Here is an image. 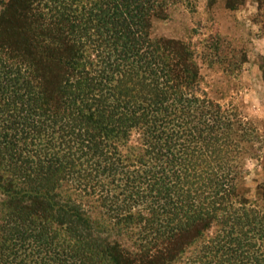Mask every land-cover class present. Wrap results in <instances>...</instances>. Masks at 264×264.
Returning a JSON list of instances; mask_svg holds the SVG:
<instances>
[{
    "label": "trees",
    "instance_id": "16d2710c",
    "mask_svg": "<svg viewBox=\"0 0 264 264\" xmlns=\"http://www.w3.org/2000/svg\"><path fill=\"white\" fill-rule=\"evenodd\" d=\"M45 1L0 0V264H178L195 246V264H245L259 253L263 223L233 186L226 113L194 96L187 46L150 40L156 0ZM141 223L162 225L130 248L120 234Z\"/></svg>",
    "mask_w": 264,
    "mask_h": 264
},
{
    "label": "rangeland",
    "instance_id": "374dc122",
    "mask_svg": "<svg viewBox=\"0 0 264 264\" xmlns=\"http://www.w3.org/2000/svg\"><path fill=\"white\" fill-rule=\"evenodd\" d=\"M156 2L163 18L151 20L150 40L177 41L191 51L199 71L198 93L194 96L226 113L236 144L232 151L233 186L251 209L260 213L261 221L257 223H263L264 233V0H243L235 10L228 8V0ZM88 52L91 54L92 49ZM137 139L135 135L133 141L137 143ZM83 201L93 219L107 224L108 217L95 199L83 197ZM135 224L139 225L130 226ZM141 225L142 229L133 227L121 233V241L130 248L137 247L143 239L150 242L151 228L159 229L162 224ZM217 230V226L211 230L210 238L216 236ZM256 240L260 251L253 254L250 250V260L245 264L263 263V258L254 262L253 257L264 256V237ZM199 253L200 248L195 246L178 264L197 263L194 259Z\"/></svg>",
    "mask_w": 264,
    "mask_h": 264
}]
</instances>
